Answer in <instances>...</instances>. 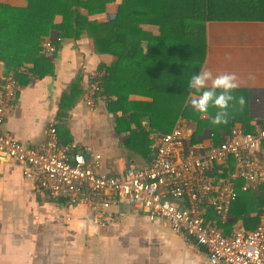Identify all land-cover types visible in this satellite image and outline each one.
Wrapping results in <instances>:
<instances>
[{
  "label": "crops",
  "instance_id": "1",
  "mask_svg": "<svg viewBox=\"0 0 264 264\" xmlns=\"http://www.w3.org/2000/svg\"><path fill=\"white\" fill-rule=\"evenodd\" d=\"M0 1L25 7L30 0ZM33 1L29 19L16 20V25H28L31 39L6 42L0 60V80L8 75L7 66L21 65L14 75L19 90L5 121L22 144L41 143L52 121L61 143L75 149L91 146L93 154H100L97 171L120 176L129 162L148 165L155 140L183 121L193 131L187 145L200 151L224 140L232 119L250 132L264 129V23L185 18L166 41L157 37L156 26L137 21L131 27L111 26L123 0ZM71 11L76 12L73 20L80 15L72 34L66 25ZM64 13L65 33L70 31L61 41ZM45 39L57 45L52 56L39 52ZM182 59L190 64L183 65ZM182 68L190 79L204 69L214 75L234 73L239 84L234 94L245 97V109L231 112L227 124L213 125L217 109L210 108L207 115L196 112L190 101L199 94L193 89L183 101L179 87L165 90V75L172 70L180 77ZM91 70H103V94L112 97L93 108L85 104ZM248 153L264 160V140ZM86 158L93 162V155ZM259 197L256 191L240 192L225 224L205 205L207 222L226 234L252 231ZM90 211L37 190L16 161L0 162V264H210L205 247L174 232L164 219L150 220L117 202L105 210L108 222L96 225L82 220Z\"/></svg>",
  "mask_w": 264,
  "mask_h": 264
},
{
  "label": "built area",
  "instance_id": "2",
  "mask_svg": "<svg viewBox=\"0 0 264 264\" xmlns=\"http://www.w3.org/2000/svg\"><path fill=\"white\" fill-rule=\"evenodd\" d=\"M57 45L45 39L40 54L52 56ZM103 70H91L85 104L93 108L102 93ZM19 90L11 75L0 80V162L14 160L22 176L37 190L70 205L93 209L83 221L105 225V210L117 202L127 203L145 213L150 220L164 219L177 233L192 237L205 247L210 264H264V160L248 151L264 140V129L250 132L231 126L227 136L205 151L188 146L178 123L152 144V161L139 167L129 162L120 176L97 171L100 154L91 146L75 149L58 139L57 127L49 122L39 144L24 145L13 137L5 121ZM93 155V162L86 156ZM218 167V169H217ZM225 170L224 175H219ZM243 191L260 193L257 224L252 231L226 234L208 223L205 205L212 208L217 221L225 224L231 204Z\"/></svg>",
  "mask_w": 264,
  "mask_h": 264
},
{
  "label": "trees",
  "instance_id": "3",
  "mask_svg": "<svg viewBox=\"0 0 264 264\" xmlns=\"http://www.w3.org/2000/svg\"><path fill=\"white\" fill-rule=\"evenodd\" d=\"M34 1H28L25 7H17L6 1H0V60H3L6 55V42L12 39L27 40L31 39L28 33V25L24 24L16 25V20L29 19L30 13L33 12ZM76 12L71 11V17L68 19V26L71 29V34L77 30L78 14L75 17ZM111 26L113 27H131L129 24L131 21H137L139 24H145L150 26H156L159 29V38L165 37V40L170 41L173 37L174 27L180 28L181 19H194L201 21H264V0H123L120 2L119 9L115 17H113ZM33 25V21L29 23ZM63 30V36H67L70 30L65 33V13L64 22L59 27ZM175 28V29H176ZM142 35L146 36L145 31H141ZM176 36V35H175ZM183 39L185 36L180 35ZM60 40V39H59ZM203 41V39H198ZM55 43L54 41H52ZM32 43V42H31ZM32 49H35L33 47ZM40 49V47H39ZM166 53L172 51L170 42L165 45ZM199 52V49L197 53ZM192 58H197V55ZM203 57L197 62L201 64ZM183 65H189L190 60H183ZM21 65L16 63L7 66V74L14 75L19 73ZM183 75L180 77L175 76L174 71L170 70L169 74L165 75L164 86L169 88L170 91L176 88H180L182 101L189 92L190 78L187 76L185 69H181ZM42 76V75H40ZM15 78V77H14ZM16 79V78H15ZM106 89V88H105ZM104 85L102 84V93ZM108 92V90H107ZM14 100V98H13ZM235 120L229 122V128L236 123Z\"/></svg>",
  "mask_w": 264,
  "mask_h": 264
},
{
  "label": "clouds",
  "instance_id": "4",
  "mask_svg": "<svg viewBox=\"0 0 264 264\" xmlns=\"http://www.w3.org/2000/svg\"><path fill=\"white\" fill-rule=\"evenodd\" d=\"M188 86L199 94L190 101L196 112L207 115L210 108L217 109L211 120L213 125L227 124L231 112H242L247 104L243 95L234 94L239 87L234 73L214 75L211 70L204 69L191 77Z\"/></svg>",
  "mask_w": 264,
  "mask_h": 264
},
{
  "label": "water",
  "instance_id": "5",
  "mask_svg": "<svg viewBox=\"0 0 264 264\" xmlns=\"http://www.w3.org/2000/svg\"><path fill=\"white\" fill-rule=\"evenodd\" d=\"M148 120V117H144L143 121ZM182 135L186 141H190L192 139L193 131L188 128L186 121L182 122Z\"/></svg>",
  "mask_w": 264,
  "mask_h": 264
},
{
  "label": "rangeland",
  "instance_id": "6",
  "mask_svg": "<svg viewBox=\"0 0 264 264\" xmlns=\"http://www.w3.org/2000/svg\"><path fill=\"white\" fill-rule=\"evenodd\" d=\"M259 22V21H258ZM222 23H224V24H235V23H233V22H222ZM260 23H264V21H260ZM242 24H245V23H243V22H239V24L238 25H242ZM236 25V24H235ZM254 25V24H253ZM263 36V35H262ZM48 40H50V39H48ZM52 41V40H51Z\"/></svg>",
  "mask_w": 264,
  "mask_h": 264
}]
</instances>
